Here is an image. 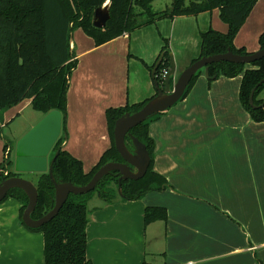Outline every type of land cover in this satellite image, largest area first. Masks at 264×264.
<instances>
[{"label":"crops","instance_id":"0c3cea01","mask_svg":"<svg viewBox=\"0 0 264 264\" xmlns=\"http://www.w3.org/2000/svg\"><path fill=\"white\" fill-rule=\"evenodd\" d=\"M209 28L227 31L217 8L157 20L99 46L77 29L61 145L85 172L111 145L106 110L156 94L149 67L163 39L175 62L172 85L199 56L200 32ZM262 32L264 0H258L233 44L255 52ZM242 75L209 81L201 69L188 94L149 123L153 171L166 181L161 189L133 200L90 197L86 256L92 264H264V122L253 121L240 102ZM24 101L22 108L30 106ZM15 157L16 150L13 166ZM20 173L36 185L42 172ZM20 207L12 197L0 201V264H44L43 234L22 225ZM146 207L164 208L166 219L145 225Z\"/></svg>","mask_w":264,"mask_h":264},{"label":"trees","instance_id":"16d2710c","mask_svg":"<svg viewBox=\"0 0 264 264\" xmlns=\"http://www.w3.org/2000/svg\"><path fill=\"white\" fill-rule=\"evenodd\" d=\"M108 1L109 18L105 25L96 27L93 14L97 7ZM154 0H0V111L29 99L33 110L46 114L57 110L61 116V132L54 144L58 152L52 164V174L57 182H71L85 185L103 164L123 161L114 146L113 128L117 118L124 113L139 110L152 97L121 107H111L105 112L111 145L100 156L98 162L85 172L80 160L62 147L66 137L67 90L69 77L76 67V59L70 48L69 30L80 29L90 37L95 46L104 44L125 33H131L162 18L195 16L199 13L219 9V17L227 25L222 33L213 28L200 32V53L197 58L230 49L235 54L245 55L244 47L236 48L234 38L258 0H171L162 10H153ZM156 61H161L155 71L154 81L164 85L163 70L169 67L168 41L166 38ZM259 48H264V32L258 37ZM191 62V63H192ZM252 68L244 69L245 64L217 62L208 65V78L211 81L220 74L235 77L243 73L239 89V99L255 122H264V104L252 107L249 103L251 90L264 79V57L251 63ZM154 65L149 68L152 70ZM198 70L189 81L180 99H183L195 82ZM264 82L253 92V104L264 100L260 96ZM157 93V92H156ZM162 112L156 113L130 129V133L146 146L150 161L146 173L137 180L123 179L120 182V196L125 200L140 198L146 192L159 190L165 179L153 171L154 143L148 133L149 123ZM127 148L133 145L125 136ZM7 143L3 146L4 151ZM10 154V153H9ZM0 162V182L4 178L17 175L10 170V158ZM6 169L7 175L1 170ZM117 171L105 175L95 188L85 194L70 193L58 211L47 223L30 228L22 221V213L28 202L23 190L12 188L5 199L15 198L21 203L20 220L22 225L43 234L44 264H92L86 256V225L90 209L87 202L93 194L103 201L111 202L118 193ZM37 203L31 213L33 219L46 214L54 204V185L47 172L37 179ZM2 200V201H3ZM145 225L155 220H165L166 210L162 207H146L143 214ZM142 264H148L143 262Z\"/></svg>","mask_w":264,"mask_h":264},{"label":"water","instance_id":"95a60500","mask_svg":"<svg viewBox=\"0 0 264 264\" xmlns=\"http://www.w3.org/2000/svg\"><path fill=\"white\" fill-rule=\"evenodd\" d=\"M109 18L108 6L97 7L93 14V24L96 27L105 25ZM264 57V48L258 49L255 52L240 55L233 53L228 49L224 53H216L209 56H202L187 66L177 77L176 81L170 85L171 76L175 71V62L171 53H169V67L164 76V85L159 86L155 82L157 93L139 110L133 113H124L117 118L113 128L114 146L120 154L123 161H110L102 166L93 174L91 179L85 185H74L71 182H57L52 174V164L46 165V153L54 144L55 140L61 132V116L57 110H52L46 113L29 131H27L16 143L15 171L20 173L25 170L47 172L54 185V204L53 207L42 217L33 219V212L37 203V188L36 185L19 175H14L2 179L0 182V201H2L12 188H19L24 191L28 202L22 213L23 223L30 228H37L51 220L60 210L70 193L85 194L95 188L97 183L111 171H117L118 177V192L120 194V182L123 179L137 180L144 176L147 171L150 156L144 143L130 133V129L150 116L162 112L175 104L183 94L186 86L192 76L203 69L204 74L208 77V65L217 62H231L251 64ZM159 58L153 68L152 76L160 63ZM264 82L262 79L257 85ZM256 85V86H257ZM256 86L251 90L249 103L252 107H259L264 104V100L259 105L253 104V92ZM125 136H128L133 145V150L130 151L125 143Z\"/></svg>","mask_w":264,"mask_h":264},{"label":"rangeland","instance_id":"374dc122","mask_svg":"<svg viewBox=\"0 0 264 264\" xmlns=\"http://www.w3.org/2000/svg\"><path fill=\"white\" fill-rule=\"evenodd\" d=\"M170 2H171V0H154L152 2V9L156 10V11L162 10V9L166 8L167 6H169ZM106 3L103 4L102 6H108V2H106ZM162 19H164V18H162ZM159 20H161V19H159ZM220 20H221V18H220ZM79 31L81 32L80 29H79ZM68 35H69V40H71L72 38L74 40H76L77 29H73L72 31L69 30ZM260 96L264 97V90ZM24 104H25V101L0 111V162L4 159L3 146L5 145V143H7L9 150L11 151V149H12L11 158H10V154H9V158L11 161L10 167H9L10 170H12L14 167L13 166V160H14V153L16 150L15 146L17 143V138L20 136V134H23V133L29 131L30 128H32L43 117L40 112L33 110L31 106H26V107L22 108V106ZM16 112H19V114L16 115ZM11 118H14V119H11ZM32 123H33V125H32ZM60 135H62V132L60 133ZM66 137H67V132H66ZM65 138L63 136L62 140L64 141ZM10 151H9V153H10ZM16 174L19 175L22 173H16Z\"/></svg>","mask_w":264,"mask_h":264},{"label":"built area","instance_id":"2783aa9c","mask_svg":"<svg viewBox=\"0 0 264 264\" xmlns=\"http://www.w3.org/2000/svg\"><path fill=\"white\" fill-rule=\"evenodd\" d=\"M166 71H167V69L166 70H163V72H162V77L163 78L165 76ZM9 151H10L9 150V147L4 151V157L5 158H7L8 154H9ZM1 172H2L3 175H7V170L6 169L1 170Z\"/></svg>","mask_w":264,"mask_h":264},{"label":"bare ground","instance_id":"6f19581e","mask_svg":"<svg viewBox=\"0 0 264 264\" xmlns=\"http://www.w3.org/2000/svg\"><path fill=\"white\" fill-rule=\"evenodd\" d=\"M107 4V3H106Z\"/></svg>","mask_w":264,"mask_h":264}]
</instances>
